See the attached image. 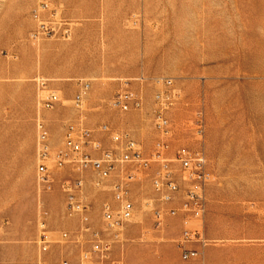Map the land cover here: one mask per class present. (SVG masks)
Returning a JSON list of instances; mask_svg holds the SVG:
<instances>
[{
  "label": "rangeland",
  "instance_id": "374dc122",
  "mask_svg": "<svg viewBox=\"0 0 264 264\" xmlns=\"http://www.w3.org/2000/svg\"><path fill=\"white\" fill-rule=\"evenodd\" d=\"M154 77L172 79L173 149L194 145L192 121L204 113L211 180L200 262L264 264V0H0V264H35L41 222L53 238L77 230L60 180L83 178L95 229L103 227L102 204L112 203L108 180L97 188L91 168L55 170L52 160L55 181L41 189L36 120L48 129L51 155L75 122L104 147L111 141L96 126L126 131L147 153L158 137ZM79 81L89 89L76 106ZM127 89L142 95V107L111 108L112 96ZM134 172V213L113 251L127 264L132 245L133 264H167L176 226H156L151 171ZM60 254L72 258L75 249L54 244L51 262Z\"/></svg>",
  "mask_w": 264,
  "mask_h": 264
},
{
  "label": "built area",
  "instance_id": "2783aa9c",
  "mask_svg": "<svg viewBox=\"0 0 264 264\" xmlns=\"http://www.w3.org/2000/svg\"><path fill=\"white\" fill-rule=\"evenodd\" d=\"M40 28L45 27L40 24ZM151 81L158 87L153 95L154 107L150 114L158 137L147 153L126 131L113 130L107 124H100L96 130L107 135L111 141L110 147H104L94 137V131L75 122L64 126L62 145L51 155L48 129L41 119L36 120V179L41 189H50L55 181L54 172L47 164L48 160H52L55 170L64 166L76 172L91 168L96 174L95 187L101 189L104 181L108 180L112 195V203L104 202L101 207L103 227L95 229L90 221V207L82 202L83 178L79 175L74 179L60 180L65 211L70 216L79 217V226L72 233L60 231L53 238L41 222L36 264H124L121 257L113 254V249L121 240L125 224L134 213L135 206L130 195V186L137 180L134 171H151L150 181L156 195L152 212L156 226L163 225L167 218H181L178 247L183 260L199 255L197 249L187 248L185 245L197 243L203 247L209 243L204 236V218L207 206L206 188L211 180V173L204 149L203 110L196 111L192 121L194 145L173 149L174 127L168 117V111L173 105L172 79L154 77ZM77 84L79 88L73 101L79 106L89 89V83L79 81ZM54 97L55 95H50L46 105L51 104ZM142 103L139 92L127 89L115 93L109 106L119 112H128L139 110ZM121 166L125 167L120 169ZM58 243L72 246L75 255L68 258L65 254H60L56 262L52 263L51 249Z\"/></svg>",
  "mask_w": 264,
  "mask_h": 264
},
{
  "label": "crops",
  "instance_id": "0c3cea01",
  "mask_svg": "<svg viewBox=\"0 0 264 264\" xmlns=\"http://www.w3.org/2000/svg\"><path fill=\"white\" fill-rule=\"evenodd\" d=\"M98 126H96L95 128H97ZM204 221H205V218H204ZM163 226H165V227L166 226H170V227L176 226V232H175V237L176 238L174 240L173 245L168 250L170 252V260L167 261V264H202L200 262V258H202L204 256L205 251H206V247H207L208 244L203 246V247H201L197 243H191V244L185 245L187 248H195V249H197L199 251V255L196 258L183 260L180 257V248L178 247V241L180 239V232H181V228H182L181 218L180 217L167 218L165 220V222L163 223ZM204 236L207 238L206 231H205V225H204ZM141 249L143 251L148 252V250L152 249V247H150L149 245L148 246H142ZM165 249L166 248L164 246L161 247L160 245H158V251L163 250V252H164ZM133 251H134V247L132 245H127V247H126V262H127V264H133V262H134L133 257H132L133 256ZM113 254L115 256H117V257H121L122 260L124 261L123 255L121 253L120 254H115L114 251H113ZM36 257H37V253H36ZM35 264H36V259H35Z\"/></svg>",
  "mask_w": 264,
  "mask_h": 264
}]
</instances>
